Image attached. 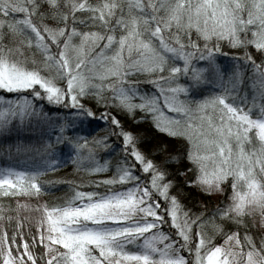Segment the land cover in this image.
I'll use <instances>...</instances> for the list:
<instances>
[{"label":"snow or ice","instance_id":"6c2138e0","mask_svg":"<svg viewBox=\"0 0 264 264\" xmlns=\"http://www.w3.org/2000/svg\"><path fill=\"white\" fill-rule=\"evenodd\" d=\"M225 41L242 49L227 71ZM141 74L154 91L130 79ZM109 107L183 138L188 165L157 160L165 145L143 149ZM97 116L105 131L90 135ZM65 152L112 175L41 201ZM0 153H32L0 166V197H34L15 211L37 213L27 232L0 224V264H264L246 221L264 225V0H0ZM185 186L223 197L192 212ZM11 210L0 202V219Z\"/></svg>","mask_w":264,"mask_h":264},{"label":"trees","instance_id":"16d2710c","mask_svg":"<svg viewBox=\"0 0 264 264\" xmlns=\"http://www.w3.org/2000/svg\"><path fill=\"white\" fill-rule=\"evenodd\" d=\"M46 23H53L51 19H48L45 21ZM86 30V29H85ZM254 51V49H252ZM242 51L240 48L231 47L227 44V42H223L221 44V52L217 54L218 58L226 59L229 61H233V54L236 52ZM28 56L31 57L32 53H28ZM36 58H39V53H35ZM247 71V70H246ZM130 79L139 80L140 81V87L141 89L147 90V91H154L153 86L148 83L145 75L142 76H132ZM247 82V81H245ZM198 94L207 95L208 92H200L199 90H196ZM105 95H110V93H105ZM85 103L89 104L94 110L97 112L103 111L105 105H98L95 101V98L93 96H88L85 98ZM109 113L116 115L122 122V124L129 130H131L136 137L138 138L140 142V146L145 149H154L155 146L163 144L165 145V152L164 153H154L155 158L157 160L163 159L166 155H175L177 157L176 160L169 163L168 167L170 169H180L182 167H185L188 165V161L186 158H180L181 153L185 150L186 142L183 138H177L172 137L169 134H166L159 129H157L154 126V123L151 119H144V113L140 111L139 109L135 110V114H129L126 110L119 108V107H109ZM136 116H140V120H136ZM105 121L102 120L99 121L97 119L94 120L93 124L91 126L87 127V131L89 134H95V135H102L105 131ZM108 127H111V122H108ZM97 129H99L97 131ZM25 136L28 137L30 134L25 133ZM7 140H13L14 136H8L6 138ZM119 143V141H117ZM98 152L100 153L101 157L105 156V150L104 149H98ZM117 153H119V149H117ZM108 158L111 162L114 163L116 157L108 156ZM23 158L21 155H17L13 153L12 156H6L4 153H0V166L11 164L12 166H21L22 168L24 165L26 166V160L22 161ZM71 157L66 165H62L58 167L55 171L47 172L42 179L44 180H52L57 179L60 182L55 184L51 187V191L47 194H43L40 196L41 201H51V198L53 196H62L64 194L71 195L73 184H79L82 188V190H89L91 187H94L93 185H89L87 183H81L88 180H95L98 177L102 176H110L112 175L111 170L102 171L97 174H89L86 171L82 169H78L77 166L70 162ZM178 180H183L182 176H177ZM72 182V183H70ZM98 190H103L102 188ZM183 191L185 193H191L190 196L187 197V208L191 209L192 212H198L201 211L204 207H215L219 200L223 197H218L215 199V193L212 194H206L198 189L191 188L190 186H185ZM34 200V197H27L25 195H20L18 197H0V202H2L4 208H8L9 205H11V211H6L4 213L5 216L11 215L12 220L8 221L6 219H0V224H3L5 227L8 228L9 231L12 230V226L16 223V220L18 217H16L15 214L17 212L15 211L16 207V201L21 200ZM185 201H182L184 203ZM21 211V212H20ZM19 215L23 212L20 210ZM25 217H28L29 219L25 220L29 225L24 227V231L27 232L29 230V226L34 225V217L36 215H32L31 213H28ZM29 220H33L30 222ZM246 221L252 224V227L249 229L254 236H257L258 234H264V227L261 225L259 221L256 220L255 224L252 221V218H246ZM243 226H241V231H243ZM222 239L221 237H217V240L219 241Z\"/></svg>","mask_w":264,"mask_h":264},{"label":"rangeland","instance_id":"374dc122","mask_svg":"<svg viewBox=\"0 0 264 264\" xmlns=\"http://www.w3.org/2000/svg\"><path fill=\"white\" fill-rule=\"evenodd\" d=\"M218 62L224 67V69L227 71L228 69H230L231 68V66H232V64H233V62L232 61H229V60H226V59H222V58H218ZM143 74H141L140 76H142ZM197 90H199L200 92H208V90L207 89H197ZM214 90V89H213ZM169 114H171L170 112H169ZM97 120H99V121H101L102 122V119H100L99 118V116H97V118H96ZM21 155V157L23 158V160L22 161H25V159H24V156L25 155H27V156H31L32 155V153H26V154H20ZM19 155V156H20ZM63 159H64V163H63V166L64 165H66L67 164V162L69 161V159H70V157L67 155V153L65 152V155H64V157H63ZM26 163L28 164V163H30V161H26ZM27 164H26V166H27ZM25 165H24V167H26ZM112 172V171H111ZM217 196L218 197H222V193H215V199H217ZM25 202L26 203H29V204H33V203H35L36 202V200L34 199V200H25ZM20 210H22L23 212L21 213V215H19V216H17V214H15L16 215V217H18L20 220H21V222H22V224H24L25 226H28L29 224L25 221V216L26 215H28V213H31L32 215H36L37 216V213L33 210V209H30V208H28V209H25V208H21ZM21 212V211H20ZM19 212V213H20ZM249 219L250 218H252V221L255 223V224H257L258 225V223H256V220L257 221H259L260 222V216H259V213H257L254 217H248ZM30 222H32L33 220H29ZM263 227H264V225H263Z\"/></svg>","mask_w":264,"mask_h":264}]
</instances>
